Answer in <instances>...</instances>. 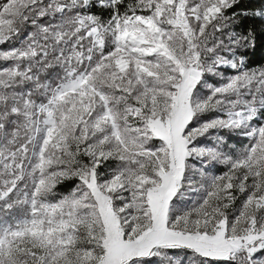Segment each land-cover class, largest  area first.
<instances>
[{
  "label": "snow or ice",
  "instance_id": "6c2138e0",
  "mask_svg": "<svg viewBox=\"0 0 264 264\" xmlns=\"http://www.w3.org/2000/svg\"><path fill=\"white\" fill-rule=\"evenodd\" d=\"M264 0H0V264H264Z\"/></svg>",
  "mask_w": 264,
  "mask_h": 264
},
{
  "label": "trees",
  "instance_id": "16d2710c",
  "mask_svg": "<svg viewBox=\"0 0 264 264\" xmlns=\"http://www.w3.org/2000/svg\"><path fill=\"white\" fill-rule=\"evenodd\" d=\"M252 59H253L254 61L264 60V55L257 54V55H255V56H253Z\"/></svg>",
  "mask_w": 264,
  "mask_h": 264
}]
</instances>
